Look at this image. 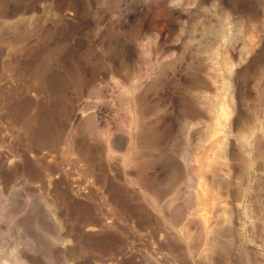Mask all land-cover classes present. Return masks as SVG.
Segmentation results:
<instances>
[{"label": "rangeland", "instance_id": "obj_1", "mask_svg": "<svg viewBox=\"0 0 264 264\" xmlns=\"http://www.w3.org/2000/svg\"><path fill=\"white\" fill-rule=\"evenodd\" d=\"M0 264H264V0H0Z\"/></svg>", "mask_w": 264, "mask_h": 264}, {"label": "bare ground", "instance_id": "obj_2", "mask_svg": "<svg viewBox=\"0 0 264 264\" xmlns=\"http://www.w3.org/2000/svg\"><path fill=\"white\" fill-rule=\"evenodd\" d=\"M172 1V0H171ZM173 3V2H172ZM227 17H229V16H227ZM224 61H225V63L227 64V71L228 72H231V69H232V61L230 62V60H229V58L225 55L224 56ZM126 69V68H125ZM126 71H128V70H126ZM113 77V76H112ZM61 83H60V88H59V92H58V94H57V96H58V99H59V101H61L62 99H64L65 98V95H66V90H67V87H66V82L64 81V79H67L68 80V82L70 81V76H69V70H67V71H65L63 74H61ZM138 79H134L133 81H132V87H133V92H135V91H137V89H138V87H139V84H138ZM221 81H222V84L223 85H225V86H228V82H227V79L224 77V76H222L221 77ZM189 92L192 94V95H194V96H192V97H194L195 98V96H196V100L197 101H195V99H194V101L196 102L195 104H201L202 102H203V99H202V95L200 96V92H199V90H197V89H195V88H193V89H190L189 90ZM139 98V97H138ZM51 99V98H50ZM193 103V102H192ZM190 104V103H189ZM195 104H193V107H196L195 109L197 110L198 109V107L200 106V105H198V107H197V105L195 106ZM125 106V105H124ZM191 106H192V104H191ZM207 106V105H206ZM128 107H130V106H128ZM192 107V108H193ZM131 108H133V109H136L137 110V108H136V104H135V102L133 103V105L131 106ZM131 108H129V110L131 109ZM194 109V110H195ZM206 109H207V111L209 112V114L210 113H214L213 115H215V106H214V104H208V106L206 107ZM137 124V123H136ZM84 125L85 126H88V128H91V131H92V133L95 135V136H97V135H99L100 134V130L98 129V128H96V126H95V124H94V122H93V120H91L90 118H88V119H86V121L84 122ZM133 126V125H132ZM133 132V131H132ZM113 133H114V131H113ZM106 134V142L108 143H114V139H113V137L112 136H110V135H108V133H105ZM133 134V133H132ZM93 136V135H92ZM125 137V136H124ZM98 139V138H97ZM96 139V140H97ZM118 139H119V141L118 142H120V138L118 137ZM117 139V140H118ZM221 143H223L222 141H221ZM220 143V144H221ZM109 145V144H108ZM224 146V145H223ZM222 146V148L220 149V152H218L217 154H215L214 155V162H216V161H222L226 156H225V152H224V147ZM110 147V146H109ZM98 155H99V153H98V151H96V150H94L93 152H92V157L90 158V157H87V161L89 162L90 161V164L93 166V169H95L96 168V160H98L97 159V157H98ZM185 157V156H184ZM86 159V158H85ZM184 160V165L185 166H187V160H185V159H183ZM205 161V160H204ZM98 163V162H97ZM225 163V162H224ZM204 165H206V167H207V169H209V163H207V164H205V162H204ZM97 166H99V165H97ZM212 166V165H211ZM204 167V166H203ZM98 171V170H97ZM94 172H96V171H94ZM177 173H178V170L177 169H174V170H172V172H171V174L168 176V177H176V175H177ZM96 174V173H95ZM102 174V173H101ZM94 177H96V176H94ZM103 177V176H102ZM163 189V188H162ZM169 205V204H168ZM170 206V205H169ZM182 230V229H181ZM189 231H190V229H189ZM209 232V231H208ZM210 232H212V231H210ZM187 235H188V230H187ZM171 242V241H170ZM201 243V242H200ZM175 244V243H174ZM196 246V245H195Z\"/></svg>", "mask_w": 264, "mask_h": 264}]
</instances>
